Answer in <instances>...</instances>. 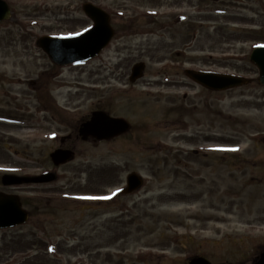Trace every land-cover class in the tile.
Here are the masks:
<instances>
[{"label": "rangeland", "instance_id": "1", "mask_svg": "<svg viewBox=\"0 0 264 264\" xmlns=\"http://www.w3.org/2000/svg\"><path fill=\"white\" fill-rule=\"evenodd\" d=\"M5 1L13 15L0 23V106L9 110V102L16 111L10 121L22 126L0 123V193L18 195L36 214L28 225L0 231V264H102L99 245L119 237L107 248L108 264H184L196 250L231 262V244L248 252L264 244V87L250 61L264 46V0ZM85 2L109 11L116 35L100 57L54 67L37 40L91 28ZM139 62L145 76L132 83ZM185 69L254 82L210 93L187 80ZM38 78L52 80L53 113L28 86ZM96 110L132 129L83 142L78 130ZM63 137L76 155L56 167L50 153ZM43 171L58 179L19 187L1 181L6 173ZM132 173L143 187L119 194ZM102 196L116 199L98 204ZM154 254L167 257L151 261Z\"/></svg>", "mask_w": 264, "mask_h": 264}, {"label": "water", "instance_id": "2", "mask_svg": "<svg viewBox=\"0 0 264 264\" xmlns=\"http://www.w3.org/2000/svg\"><path fill=\"white\" fill-rule=\"evenodd\" d=\"M85 14L92 20L94 26L87 32L72 37H42L38 40V46L49 56L51 62L58 66L80 64L98 57L110 44L115 31L110 23V15L92 4L84 5ZM11 12L8 4L0 0V22L8 20ZM259 69V83L264 85V47L256 48L250 57ZM146 65L136 64L132 69L130 81L137 82L144 76ZM188 76L196 83L215 91H225L242 87L251 83V80L233 76L209 73H196L187 71ZM130 129V125L123 119L111 118L105 112L97 111L92 114L91 120L82 124L80 136L84 141L89 138L95 140H111ZM74 152L69 150H57L51 154L56 166L63 165L74 159ZM56 180L54 174L48 173L41 177H17L5 175L2 179L5 186L22 184H43ZM128 188L125 193H132L141 188L143 179L136 173L127 178ZM28 221V213L23 209L20 197L0 193V230L17 227ZM190 264H211L204 258H195ZM258 264H264L262 255Z\"/></svg>", "mask_w": 264, "mask_h": 264}, {"label": "flooded vegetation", "instance_id": "3", "mask_svg": "<svg viewBox=\"0 0 264 264\" xmlns=\"http://www.w3.org/2000/svg\"><path fill=\"white\" fill-rule=\"evenodd\" d=\"M54 67H56V66H54ZM175 83H177V82H175ZM28 84H29L28 86L33 87L35 89V91L37 92V94H38L37 100L39 103L42 104V106L46 112L53 113L54 111H56L57 108L54 109V107H56V105H53V100L51 98V93H52L51 87L53 85L52 80L48 81V80H43L42 78H38L36 80L30 79V80H28ZM200 88H202V87H200ZM204 90H206L210 93H216V92H213V91H210L207 89H204ZM41 97H43V98H41ZM7 103H8L7 106L9 107V110L4 106H0V123L2 125L13 123V125H16L17 127L22 126L19 121L13 122L15 120L13 118L14 117L13 115H14V112H16V111L10 110V109H13L14 107L9 106V102H7ZM12 118H13V121H10ZM60 141L61 142H60L59 147L57 149L72 150V149H69L68 147H66L65 144L68 141H66L65 137H63ZM262 148H263L262 150L264 152V144H263ZM193 151L195 154H197V152H199L195 149H193ZM260 166L262 168V174H261L262 176L260 177L259 180L263 183L264 182V153H263V158L261 159V162H260ZM44 173L45 172L43 171V172L38 173L37 175H42ZM37 175H34V176H37ZM119 194H120V192H119ZM112 199H116V197L113 196ZM103 203L107 204L109 202H103ZM36 209L38 210V208H36ZM85 209L86 210H93L96 208H92V209L91 208H85ZM35 214H36L35 212H29L30 220L33 218V216ZM99 215H100L99 216L100 219L106 220V213L105 212H102ZM88 223L90 226L92 225V223H90V222H88ZM28 224H30V223L28 222L26 225H28ZM110 225H112V224H110ZM23 226H25V225H23ZM107 226H108V224L105 222L101 223V225H100V229H101V231H104V235L107 234V228H106ZM115 240H117V242L118 241L120 242L121 238L119 237V238H116ZM115 240H113L112 244L111 243H106V244L104 243V244L99 245V248L97 249V252L100 256L99 258H102V256L106 259L108 258L107 254H106V251H108L107 248H109L112 245H116ZM86 252H87V254H90V251L87 250ZM230 253L232 254L231 258L233 260L231 262L227 261V262H217L216 263V262H213L210 258H207L205 256L204 257L211 260L212 264H258L262 255H264V244H260L259 246H257V248L254 249V252H252V251L248 252L245 245L231 244ZM251 253H253L254 255L250 257ZM196 256H203V255L201 254V252L196 250L195 252L192 253V255L186 256L183 260V263L189 264L190 259L193 257H196ZM109 257H111V255H109ZM148 257L151 258L150 259L151 261H153L154 259H157L158 261L162 262L163 259L166 258L167 256L154 254V255H149ZM106 259L104 260V262L102 264H108ZM28 261H30V260H28Z\"/></svg>", "mask_w": 264, "mask_h": 264}, {"label": "trees", "instance_id": "4", "mask_svg": "<svg viewBox=\"0 0 264 264\" xmlns=\"http://www.w3.org/2000/svg\"><path fill=\"white\" fill-rule=\"evenodd\" d=\"M25 203H29V202H28V201H26V202L24 201V204H25Z\"/></svg>", "mask_w": 264, "mask_h": 264}]
</instances>
